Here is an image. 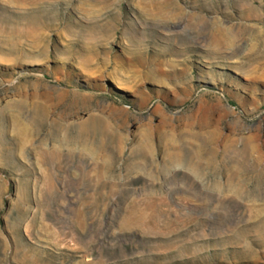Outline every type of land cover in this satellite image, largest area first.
Instances as JSON below:
<instances>
[{"label":"rangeland","instance_id":"obj_1","mask_svg":"<svg viewBox=\"0 0 264 264\" xmlns=\"http://www.w3.org/2000/svg\"><path fill=\"white\" fill-rule=\"evenodd\" d=\"M0 264H264V0H0Z\"/></svg>","mask_w":264,"mask_h":264},{"label":"bare ground","instance_id":"obj_2","mask_svg":"<svg viewBox=\"0 0 264 264\" xmlns=\"http://www.w3.org/2000/svg\"><path fill=\"white\" fill-rule=\"evenodd\" d=\"M17 32L19 33L20 31H19V30H17Z\"/></svg>","mask_w":264,"mask_h":264}]
</instances>
